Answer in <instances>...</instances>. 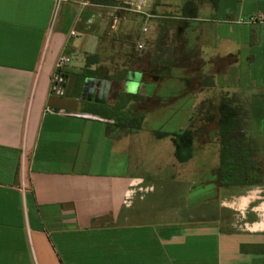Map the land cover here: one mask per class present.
<instances>
[{
	"label": "crops",
	"instance_id": "1",
	"mask_svg": "<svg viewBox=\"0 0 264 264\" xmlns=\"http://www.w3.org/2000/svg\"><path fill=\"white\" fill-rule=\"evenodd\" d=\"M88 80L110 82L105 104ZM234 94L263 113L264 0H0V264H264V186H221L219 161L206 215L163 214L195 156L181 123L154 132L169 139L165 171L135 172L150 117L215 114ZM119 95L143 99L129 122L112 113Z\"/></svg>",
	"mask_w": 264,
	"mask_h": 264
},
{
	"label": "rangeland",
	"instance_id": "2",
	"mask_svg": "<svg viewBox=\"0 0 264 264\" xmlns=\"http://www.w3.org/2000/svg\"><path fill=\"white\" fill-rule=\"evenodd\" d=\"M165 49L167 50V57L172 50V34L166 36ZM189 57V55H187ZM189 63V62H188ZM190 67L187 65V75L190 74ZM233 85V82L230 84ZM214 94L220 93L221 84L215 85ZM231 94L236 92V87L231 86ZM233 95V94H232ZM233 97L237 101V105H242V111L246 109L247 100L239 98L237 94ZM240 99V100H239ZM187 99H182V103H185ZM219 100L214 99V102ZM173 103V99L170 100ZM159 102L156 100H150L148 102V112H154ZM243 107V108H242ZM178 107L170 105L165 107V110L160 111L153 118L148 119L147 124L144 126L143 131L135 136V140H140L142 147L139 163H135V172H139L140 176L152 175L156 170L163 169L165 163L167 147L169 146V139H158L156 133H171L181 123L182 129L191 131L196 138V150L193 159L187 163H179V172L181 178L179 183L181 186L177 190V197L166 196L165 206L163 213L165 216L171 215L169 213V206L174 208V212L180 215L198 214L201 216L206 215L210 209L209 207L215 206V203L211 201L215 196L213 191L212 170L218 165L219 156L218 150L220 148V140L218 137V123L217 119H213L214 114L204 113V110H197L194 114H180L177 113ZM244 112V111H243ZM263 120L261 124L260 120L257 121L255 115L248 113L246 119V130L249 135V139L255 149L254 156L259 161L264 163V113L258 117ZM256 119V120H255ZM172 198V199H171ZM167 199L169 200L168 202ZM172 211V210H171Z\"/></svg>",
	"mask_w": 264,
	"mask_h": 264
},
{
	"label": "trees",
	"instance_id": "3",
	"mask_svg": "<svg viewBox=\"0 0 264 264\" xmlns=\"http://www.w3.org/2000/svg\"><path fill=\"white\" fill-rule=\"evenodd\" d=\"M190 8V2L187 1L183 10L189 11ZM233 97L225 98L214 104L217 106L218 112L212 116L213 119H217L220 140L217 181L221 186H264V163L254 156L255 149L245 127L248 113L242 111V105H237L238 103ZM141 101L143 99L139 96L119 95L112 113L119 117L120 122H129L131 118L123 110L128 104L133 103L134 106L128 111L131 113V110L136 108ZM205 104H209V101ZM262 110L264 113V108ZM251 114L255 115L258 121L260 120L258 117L262 113L252 111ZM133 120L139 129L144 120V115H140L138 118L136 116ZM260 122L262 124L263 120ZM192 135L191 131H185L183 136L192 138Z\"/></svg>",
	"mask_w": 264,
	"mask_h": 264
},
{
	"label": "built area",
	"instance_id": "4",
	"mask_svg": "<svg viewBox=\"0 0 264 264\" xmlns=\"http://www.w3.org/2000/svg\"><path fill=\"white\" fill-rule=\"evenodd\" d=\"M55 2V9L58 10L60 4L64 0H53ZM74 36V33H72ZM70 63V59L64 55L61 54L59 58L57 59L56 65H55V71L51 79V86H50V93L55 96H64L65 90L68 84V81L63 74L64 69L67 67V65Z\"/></svg>",
	"mask_w": 264,
	"mask_h": 264
},
{
	"label": "water",
	"instance_id": "5",
	"mask_svg": "<svg viewBox=\"0 0 264 264\" xmlns=\"http://www.w3.org/2000/svg\"><path fill=\"white\" fill-rule=\"evenodd\" d=\"M110 82L101 80H88L85 82L86 91H88L89 101L94 100L97 103L105 104L110 93Z\"/></svg>",
	"mask_w": 264,
	"mask_h": 264
},
{
	"label": "flooded vegetation",
	"instance_id": "6",
	"mask_svg": "<svg viewBox=\"0 0 264 264\" xmlns=\"http://www.w3.org/2000/svg\"><path fill=\"white\" fill-rule=\"evenodd\" d=\"M86 93H87L86 96L88 97V91H86Z\"/></svg>",
	"mask_w": 264,
	"mask_h": 264
}]
</instances>
